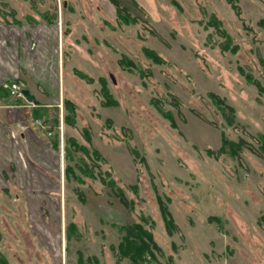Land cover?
<instances>
[{"label":"rangeland","instance_id":"1","mask_svg":"<svg viewBox=\"0 0 264 264\" xmlns=\"http://www.w3.org/2000/svg\"><path fill=\"white\" fill-rule=\"evenodd\" d=\"M0 25L58 69V106L32 125L62 157L69 137L89 152L65 157L86 181L59 192L0 175V264H264V0H0ZM133 224L154 261L118 251Z\"/></svg>","mask_w":264,"mask_h":264},{"label":"crops","instance_id":"2","mask_svg":"<svg viewBox=\"0 0 264 264\" xmlns=\"http://www.w3.org/2000/svg\"><path fill=\"white\" fill-rule=\"evenodd\" d=\"M29 32L37 39L38 34L44 35L42 29ZM14 33L0 25V175L5 182L11 180L17 189L59 192L73 179H67L66 166H62L65 143L62 157L57 150L58 134L53 131L52 145L45 132L32 125L33 120L45 124L52 113L50 109L58 106V95L62 92L58 69L49 66L39 41L32 48L22 39L14 41ZM3 35L7 40L1 39ZM27 36H30L28 32ZM46 69L51 72L47 73ZM9 82L20 90L27 89L34 99L27 102L24 98H14L5 87ZM82 180L83 183L75 181L84 185L85 177ZM80 200L84 202L82 195ZM69 227L72 228V223Z\"/></svg>","mask_w":264,"mask_h":264},{"label":"trees","instance_id":"3","mask_svg":"<svg viewBox=\"0 0 264 264\" xmlns=\"http://www.w3.org/2000/svg\"><path fill=\"white\" fill-rule=\"evenodd\" d=\"M211 96L214 97L213 94H211ZM216 99H218V98L216 97ZM65 104H69V106H71L69 108V110L72 109V116H73V112H74L73 105L69 102H65ZM64 122L70 126V125H72L73 120H71V122L70 121H67V122L64 121ZM87 140H88V142L90 140V138H88V136H87ZM221 141H222L221 142L222 146L219 148L220 150L223 149V146L225 145L224 143L226 142L224 140H221ZM260 142L262 143V146L260 147V149L264 150V138H263V136H260ZM65 143L69 146V148H67V150H66V155H65V157H67V159H71V155H73V152L79 153V151H80L84 155H86V154L88 155V153H89L86 147L77 144V142L71 137L67 138ZM69 149H71V151ZM92 154L95 156V160L100 159L98 157L99 154L96 151L93 150ZM83 161H84L83 159L77 160V162L75 164V168H77L78 171L81 170L80 171L81 174H83V175L85 174L86 177H89L92 179L97 178L103 185H105V186L111 188L113 191L117 192L118 197H119V201L121 202V204L123 206L127 207L128 202L123 197L122 192L119 191L118 188L116 187L115 182L111 181V180H108V182H106V179H107L106 177L111 176L110 173L98 171V169H97V175L94 174L93 172L90 173L89 171H87V165L84 164ZM65 173H66L67 179L71 177L74 180H76L78 183H83L82 178L77 176L74 173V170L71 166H66ZM80 197H81V194H80ZM158 205L160 208V212H161V216H162V220L164 222L165 228L167 229L168 232L170 230L172 231L173 229H175V226H174V222L171 218V215L169 214V212L166 208L165 203L161 199L158 198ZM120 229L125 230V235L122 237L121 243L117 247L118 251L120 253H122L124 255L129 254V256L132 260H140L141 262L144 261L146 263H150V262L155 260L153 258V253H154V250L157 249V246H156L155 242L153 241V238H152L150 231L144 229L142 227V225H140V224H133L130 226H121ZM4 263L7 264L6 262H4Z\"/></svg>","mask_w":264,"mask_h":264},{"label":"built area","instance_id":"4","mask_svg":"<svg viewBox=\"0 0 264 264\" xmlns=\"http://www.w3.org/2000/svg\"><path fill=\"white\" fill-rule=\"evenodd\" d=\"M6 89L9 91V93L15 97V98H22L21 90L18 88V86L15 83H9L5 85ZM35 123H37L38 127L42 130L45 129V125L40 120H35Z\"/></svg>","mask_w":264,"mask_h":264},{"label":"water","instance_id":"5","mask_svg":"<svg viewBox=\"0 0 264 264\" xmlns=\"http://www.w3.org/2000/svg\"><path fill=\"white\" fill-rule=\"evenodd\" d=\"M21 95L27 102H31L34 99V96L31 95L27 89L21 90Z\"/></svg>","mask_w":264,"mask_h":264}]
</instances>
